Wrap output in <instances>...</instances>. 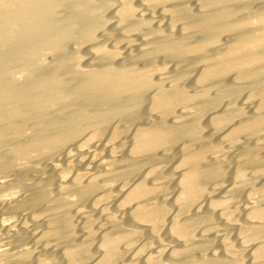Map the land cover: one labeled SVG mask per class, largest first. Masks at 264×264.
Here are the masks:
<instances>
[{
	"label": "bare ground",
	"instance_id": "bare-ground-1",
	"mask_svg": "<svg viewBox=\"0 0 264 264\" xmlns=\"http://www.w3.org/2000/svg\"><path fill=\"white\" fill-rule=\"evenodd\" d=\"M0 264H264V0H0Z\"/></svg>",
	"mask_w": 264,
	"mask_h": 264
},
{
	"label": "rangeland",
	"instance_id": "rangeland-1",
	"mask_svg": "<svg viewBox=\"0 0 264 264\" xmlns=\"http://www.w3.org/2000/svg\"><path fill=\"white\" fill-rule=\"evenodd\" d=\"M8 131H9L8 129H4V130H3L4 133H7Z\"/></svg>",
	"mask_w": 264,
	"mask_h": 264
}]
</instances>
